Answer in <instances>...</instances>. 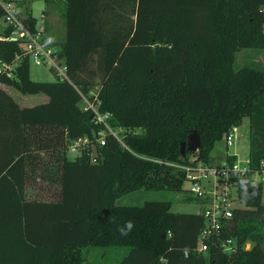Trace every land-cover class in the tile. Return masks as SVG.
Masks as SVG:
<instances>
[{"label": "trees", "instance_id": "trees-1", "mask_svg": "<svg viewBox=\"0 0 264 264\" xmlns=\"http://www.w3.org/2000/svg\"><path fill=\"white\" fill-rule=\"evenodd\" d=\"M21 19L35 28L30 8ZM64 24V39L48 41L68 78H31L27 56L12 76L0 74L2 84L47 95L20 105L0 85V264H91L86 250L95 246L125 247L116 264H264L263 182L237 178L241 203L221 232L236 241L230 252L215 240L197 251L199 211H173L171 199L116 203L139 188L187 191L175 164L209 161L215 142L244 117L247 156L259 165L264 64L235 67V53L264 48V0H65ZM11 29L0 30V62L22 52ZM94 86L108 123L128 129L126 147L107 134L95 142L97 162L86 151L69 158L70 139L94 138L102 127L82 108ZM193 131L200 146L182 154ZM129 220L134 227L123 236L118 228Z\"/></svg>", "mask_w": 264, "mask_h": 264}, {"label": "built area", "instance_id": "built-area-1", "mask_svg": "<svg viewBox=\"0 0 264 264\" xmlns=\"http://www.w3.org/2000/svg\"><path fill=\"white\" fill-rule=\"evenodd\" d=\"M2 17L6 24L12 26L11 39H20L22 42V52L17 54L11 62H0V74L7 76L13 75V68L22 56H27L30 62L49 66L60 79L67 77L66 64L64 59L58 55L56 45L48 41L45 35L44 22L40 25L36 23L35 28L31 29L21 19L22 13L18 6L9 1H0ZM1 83V82H0ZM97 91L91 89L88 94H82V108L91 111V120L102 127L89 135H80L70 139L67 143V151L75 154L87 152L91 162H97L99 152L97 145L105 143L107 134H112L117 140L126 147L123 136L127 128L123 126H112L108 123L109 112L99 111V99ZM89 96H93L91 99ZM239 125H232L224 134L227 145L232 144L238 136ZM95 139V140H94ZM232 159L225 158L220 164H213L210 161L196 159L195 156L189 158L188 163L175 164L184 170V187L187 192L198 198L197 204L200 205L199 212L204 217V223L200 228L198 237L197 251H205L210 240L218 241L219 247L226 252L235 248L236 241L233 237H221V232L227 219L232 216L233 208L241 203L238 196V177H247L251 183L264 182V158L257 167L250 165L249 157L238 158L237 154H231ZM247 242V247L249 246Z\"/></svg>", "mask_w": 264, "mask_h": 264}, {"label": "rangeland", "instance_id": "rangeland-1", "mask_svg": "<svg viewBox=\"0 0 264 264\" xmlns=\"http://www.w3.org/2000/svg\"><path fill=\"white\" fill-rule=\"evenodd\" d=\"M4 1V0H0ZM25 2V6L31 9L33 15L37 18V23L40 25L44 18L49 20L53 16L52 23L54 24V33L58 37L62 36V30L60 31V21L62 11L65 7V0H21ZM16 6H19L20 1L12 0ZM24 9V6L23 8ZM22 13V12H21ZM46 13L45 17L43 14ZM59 13V14H58ZM60 15V16H59ZM62 21V19H60ZM49 22V21H48ZM6 22L3 17L0 16V30L4 28ZM47 26V22H46ZM51 34V33H50ZM256 62L264 64V48L245 47L236 51L235 53V67L242 65H250ZM30 76L33 79L41 80H53L56 78L54 71L47 65L35 64L30 62ZM0 85L9 91L13 97L20 103L42 102L47 99V95L44 93H27L21 91L17 87L9 84ZM98 86H94L92 89L97 91ZM139 130V129H136ZM248 131L249 122L248 117H244L238 127V136L233 140L232 144L227 145L224 136L217 140L210 151L209 161L213 164H220L227 154H237L238 158H247L248 151ZM69 158H73L76 154L67 151ZM39 189V184L31 186ZM187 194L184 190H172V189H145L139 188L131 192L125 193L116 198V203L119 204H142L148 199H171V209L173 211H199L200 205L191 198L185 199L183 196ZM262 201L264 202V182L262 188ZM125 252V247H90L86 250L85 261L91 264H116ZM84 261V262H85Z\"/></svg>", "mask_w": 264, "mask_h": 264}, {"label": "crops", "instance_id": "crops-1", "mask_svg": "<svg viewBox=\"0 0 264 264\" xmlns=\"http://www.w3.org/2000/svg\"><path fill=\"white\" fill-rule=\"evenodd\" d=\"M18 1H20V5L18 6L19 9H20V11L21 12H24L25 9L28 8V6H25V2L24 1H21V0H18ZM23 6H24V9H22ZM64 9H65V7H64ZM45 15H46V13L43 14V17H45ZM52 19H53V16L49 18V20H48L49 22L47 20H45V18L43 20L44 26H45V35H46V38L49 39V40H51V41H60V40L64 39V37H65L64 10L62 11L61 17H59V21H60V31L62 30V36L61 37H58L57 35H55V33H54L55 27H54V24L52 23ZM60 19H62V21ZM46 22H47V26H46ZM25 94H27V93H25ZM34 103H36V102L20 103V105H31V104H34ZM233 154H235V153H233ZM58 191H59V189H57V192H56L57 193V196H56V198L57 197L59 198V196H58L59 192Z\"/></svg>", "mask_w": 264, "mask_h": 264}, {"label": "water", "instance_id": "water-1", "mask_svg": "<svg viewBox=\"0 0 264 264\" xmlns=\"http://www.w3.org/2000/svg\"><path fill=\"white\" fill-rule=\"evenodd\" d=\"M92 114H90V117ZM200 146L199 134L196 131H193L188 135V139L181 142L180 151L182 154L185 153V150H197Z\"/></svg>", "mask_w": 264, "mask_h": 264}, {"label": "clouds", "instance_id": "clouds-1", "mask_svg": "<svg viewBox=\"0 0 264 264\" xmlns=\"http://www.w3.org/2000/svg\"><path fill=\"white\" fill-rule=\"evenodd\" d=\"M134 224L131 220L126 221L123 227L118 228V231L121 235L127 236L133 229Z\"/></svg>", "mask_w": 264, "mask_h": 264}]
</instances>
